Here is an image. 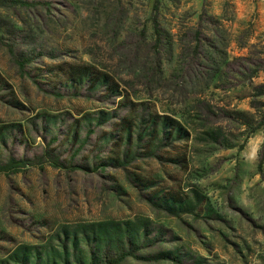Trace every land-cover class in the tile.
<instances>
[{
    "label": "rangeland",
    "instance_id": "374dc122",
    "mask_svg": "<svg viewBox=\"0 0 264 264\" xmlns=\"http://www.w3.org/2000/svg\"><path fill=\"white\" fill-rule=\"evenodd\" d=\"M13 1L0 166L22 164L0 172V264H100L121 247L120 264H264V5ZM83 64L118 88L72 82Z\"/></svg>",
    "mask_w": 264,
    "mask_h": 264
},
{
    "label": "trees",
    "instance_id": "16d2710c",
    "mask_svg": "<svg viewBox=\"0 0 264 264\" xmlns=\"http://www.w3.org/2000/svg\"><path fill=\"white\" fill-rule=\"evenodd\" d=\"M13 3L16 5L15 7H18L21 9L27 8L32 5V4L17 1V0H14ZM6 8H8L6 5H3V4L0 5V9H6ZM156 12L157 11L155 8L154 9L155 14H154L152 22H153L154 31L156 35H158V22H157ZM70 77H71L72 82H75L79 85L85 82H91L92 86H96L99 83H108L109 84L108 88L111 93H113L115 89L118 88L117 84L113 82L109 76L104 75L100 72H97L96 70H94L93 67L86 65V64H83L77 69L73 68L71 71ZM151 122H152L151 126L154 128L158 127L159 125H162L163 127L169 126L171 127V129L176 130L179 133L183 131V128L179 121L168 118V117H157V118L152 119ZM21 164L22 163L19 161L17 162L11 161L9 164L1 165L0 172H8L16 167H19ZM116 251L119 253V256L109 257V255L105 254L100 264H120L125 257L131 255L128 252L124 253L122 247L117 249ZM90 264H99V263L91 262Z\"/></svg>",
    "mask_w": 264,
    "mask_h": 264
},
{
    "label": "built area",
    "instance_id": "2783aa9c",
    "mask_svg": "<svg viewBox=\"0 0 264 264\" xmlns=\"http://www.w3.org/2000/svg\"><path fill=\"white\" fill-rule=\"evenodd\" d=\"M249 1L264 5V0H249Z\"/></svg>",
    "mask_w": 264,
    "mask_h": 264
},
{
    "label": "crops",
    "instance_id": "0c3cea01",
    "mask_svg": "<svg viewBox=\"0 0 264 264\" xmlns=\"http://www.w3.org/2000/svg\"><path fill=\"white\" fill-rule=\"evenodd\" d=\"M262 5V4H261Z\"/></svg>",
    "mask_w": 264,
    "mask_h": 264
}]
</instances>
